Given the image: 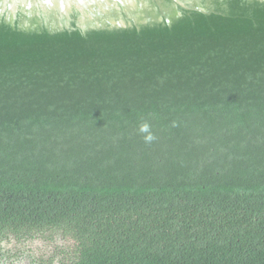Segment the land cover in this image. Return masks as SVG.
I'll return each instance as SVG.
<instances>
[{"label":"trees","instance_id":"16d2710c","mask_svg":"<svg viewBox=\"0 0 264 264\" xmlns=\"http://www.w3.org/2000/svg\"><path fill=\"white\" fill-rule=\"evenodd\" d=\"M180 12L0 17V264H264V0Z\"/></svg>","mask_w":264,"mask_h":264},{"label":"flooded vegetation","instance_id":"af4514ba","mask_svg":"<svg viewBox=\"0 0 264 264\" xmlns=\"http://www.w3.org/2000/svg\"><path fill=\"white\" fill-rule=\"evenodd\" d=\"M202 0H0V17L22 16V24L33 17L49 27L67 24L75 18L80 26H140L180 15V8L200 7ZM29 19V20H28Z\"/></svg>","mask_w":264,"mask_h":264},{"label":"clouds","instance_id":"9594fccd","mask_svg":"<svg viewBox=\"0 0 264 264\" xmlns=\"http://www.w3.org/2000/svg\"><path fill=\"white\" fill-rule=\"evenodd\" d=\"M138 130L143 134V139L146 144H151L156 139V136L151 131V126L148 123H142Z\"/></svg>","mask_w":264,"mask_h":264}]
</instances>
